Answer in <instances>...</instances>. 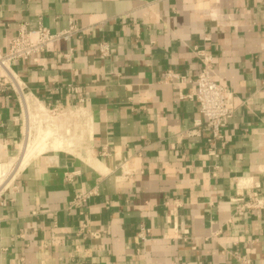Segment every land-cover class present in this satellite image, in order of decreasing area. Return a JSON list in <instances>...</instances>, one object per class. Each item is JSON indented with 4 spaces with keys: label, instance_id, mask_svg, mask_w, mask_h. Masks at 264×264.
Segmentation results:
<instances>
[{
    "label": "crops",
    "instance_id": "crops-1",
    "mask_svg": "<svg viewBox=\"0 0 264 264\" xmlns=\"http://www.w3.org/2000/svg\"><path fill=\"white\" fill-rule=\"evenodd\" d=\"M263 3L0 0V54L21 26L78 29L12 70L44 105L74 104L67 85L84 101L1 196L0 264H238L235 254L264 264V210L238 213L234 202L254 185L264 199ZM194 48L212 55L214 80L236 104L213 146L193 126L196 101L184 98L201 67ZM15 97L0 93V164L18 154ZM89 191L81 212L68 210ZM84 223L100 237L79 233Z\"/></svg>",
    "mask_w": 264,
    "mask_h": 264
},
{
    "label": "built area",
    "instance_id": "built-area-1",
    "mask_svg": "<svg viewBox=\"0 0 264 264\" xmlns=\"http://www.w3.org/2000/svg\"><path fill=\"white\" fill-rule=\"evenodd\" d=\"M77 33L78 29L72 22H69L66 30L56 34L50 33L41 25L35 30H27L25 26H21L17 30L16 35L8 41L6 53L0 54V93L6 91L9 87L16 96L19 121L22 127L17 157L9 163L0 164V166L7 165V169L1 175L0 198L18 172L17 165L23 156L25 147L35 143H41L42 145L48 143L57 132V120L72 108L80 109L84 103L80 88L67 85L65 87L66 101L75 100L73 101L74 104H69L70 102L62 103L60 100H56L44 105L37 98L32 97L25 87L22 86L12 70V65L16 62L27 61L33 57L43 56L52 45L59 41H67ZM98 49L101 56H107L109 49L106 44L99 45ZM194 53L201 67L196 79L192 82L194 93L184 98L196 101L201 120L195 121L193 126L196 129H201L208 137V144L213 146L216 141H220L223 138L224 129L236 112V104L234 96L229 89L214 80L212 55L206 50L198 48H194ZM62 58L68 60L69 56L64 55ZM170 78H176L180 81L184 80L176 75L168 74L167 79ZM208 156L217 158L214 151L210 149L208 150ZM122 174L126 179H130L134 175L123 170ZM252 188L254 191H251L247 200H244L241 194L234 200V202L241 203L237 207L238 213L264 210V199L255 192V190L259 189V186L254 185ZM93 196L94 193L92 191L76 194L69 203L68 210H79L81 212ZM87 228L88 225L84 223L79 233H86V235L88 234L94 239L100 237L98 233H90ZM147 236L148 230L140 227L138 239L145 243ZM69 258L72 259L73 257L70 255ZM235 259L238 264H251L248 259L237 254H235Z\"/></svg>",
    "mask_w": 264,
    "mask_h": 264
},
{
    "label": "bare ground",
    "instance_id": "bare-ground-1",
    "mask_svg": "<svg viewBox=\"0 0 264 264\" xmlns=\"http://www.w3.org/2000/svg\"><path fill=\"white\" fill-rule=\"evenodd\" d=\"M68 130V129H67ZM69 131V130H68ZM67 133V132H65ZM69 134V133H68ZM59 135V134H57ZM60 138L61 135L59 136ZM53 138V137H52ZM57 139V138H56ZM62 140V139H61ZM64 140H62L61 142L63 143ZM54 142V141H53ZM52 142V143H53ZM57 142V141H55ZM61 144V143H60ZM46 146V144H44ZM52 145V144H51ZM56 147V146H54ZM52 149V148H51ZM42 144L41 143H35L34 145H28V147H25L24 149V152H23V156L20 158L19 160V163L17 165V170H21L26 164L27 162L30 160V158H34L37 154H40L41 152L43 153L42 151ZM47 150V149H46ZM35 155V156H34ZM34 156V157H33ZM7 168H6V165H2L0 166V182H1V175L3 173V171H5Z\"/></svg>",
    "mask_w": 264,
    "mask_h": 264
},
{
    "label": "rangeland",
    "instance_id": "rangeland-1",
    "mask_svg": "<svg viewBox=\"0 0 264 264\" xmlns=\"http://www.w3.org/2000/svg\"><path fill=\"white\" fill-rule=\"evenodd\" d=\"M6 168H7V165H6Z\"/></svg>",
    "mask_w": 264,
    "mask_h": 264
}]
</instances>
